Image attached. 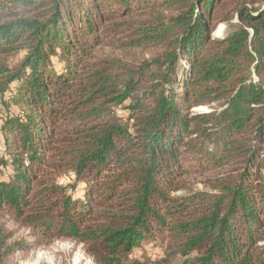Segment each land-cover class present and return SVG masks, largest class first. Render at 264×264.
Segmentation results:
<instances>
[{"label": "trees", "instance_id": "trees-1", "mask_svg": "<svg viewBox=\"0 0 264 264\" xmlns=\"http://www.w3.org/2000/svg\"><path fill=\"white\" fill-rule=\"evenodd\" d=\"M0 105V264H264V0H0Z\"/></svg>", "mask_w": 264, "mask_h": 264}, {"label": "rangeland", "instance_id": "rangeland-1", "mask_svg": "<svg viewBox=\"0 0 264 264\" xmlns=\"http://www.w3.org/2000/svg\"><path fill=\"white\" fill-rule=\"evenodd\" d=\"M233 27L227 24H220L211 34L212 39L220 40L225 38ZM197 112H205V108L196 109ZM3 107L0 105V160L4 158L3 138L1 126L4 117ZM9 172V168L4 169L0 167V179H5ZM59 182L63 185H71L74 182L73 176L67 175L61 178ZM200 188V187H199ZM83 194V184H78L73 195L81 197ZM3 221L0 219V222ZM5 221V220H4ZM7 226L13 227L12 223L6 222ZM16 230L15 238L20 234L30 232L28 229H22L14 226ZM160 241H157V243ZM172 247L166 243L157 244L156 246L147 245L135 249L132 252L131 258L138 260L141 264H172L170 257L172 255ZM43 254L44 259L40 264H97L95 259L88 255L85 249L77 242L69 240L55 241L52 244L44 247H37L26 253H17L9 260L8 264H33L36 256ZM34 260V261H33ZM176 261L174 264H178Z\"/></svg>", "mask_w": 264, "mask_h": 264}, {"label": "bare ground", "instance_id": "bare-ground-1", "mask_svg": "<svg viewBox=\"0 0 264 264\" xmlns=\"http://www.w3.org/2000/svg\"><path fill=\"white\" fill-rule=\"evenodd\" d=\"M43 259H44L43 254H38V255L36 256L35 262H34L33 264H40V263L43 262ZM33 261H34V260H33Z\"/></svg>", "mask_w": 264, "mask_h": 264}, {"label": "water", "instance_id": "water-1", "mask_svg": "<svg viewBox=\"0 0 264 264\" xmlns=\"http://www.w3.org/2000/svg\"><path fill=\"white\" fill-rule=\"evenodd\" d=\"M250 34H251V32H250Z\"/></svg>", "mask_w": 264, "mask_h": 264}]
</instances>
